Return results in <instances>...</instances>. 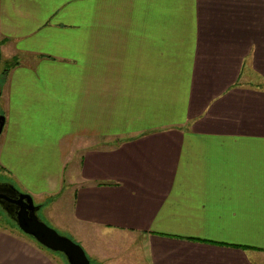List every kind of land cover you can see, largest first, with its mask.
<instances>
[{"label": "crops", "instance_id": "obj_1", "mask_svg": "<svg viewBox=\"0 0 264 264\" xmlns=\"http://www.w3.org/2000/svg\"><path fill=\"white\" fill-rule=\"evenodd\" d=\"M0 54V170L88 256L264 264V0H0Z\"/></svg>", "mask_w": 264, "mask_h": 264}, {"label": "water", "instance_id": "obj_2", "mask_svg": "<svg viewBox=\"0 0 264 264\" xmlns=\"http://www.w3.org/2000/svg\"><path fill=\"white\" fill-rule=\"evenodd\" d=\"M5 122V116L0 114V135ZM0 203L22 231L43 246L63 253L69 264H94L82 245L62 235L39 217L41 206L35 203L31 194L19 190L11 183L0 182Z\"/></svg>", "mask_w": 264, "mask_h": 264}, {"label": "rangeland", "instance_id": "obj_3", "mask_svg": "<svg viewBox=\"0 0 264 264\" xmlns=\"http://www.w3.org/2000/svg\"><path fill=\"white\" fill-rule=\"evenodd\" d=\"M6 70L7 69H6L5 59H2L0 62V73H1L0 77H3V74L5 73ZM0 81H1V78H0ZM1 110H2V108L0 107V112H1ZM2 181L8 182L9 180H7L5 175L0 170V182H2ZM15 187H17V186H15ZM34 200H35V198H34ZM36 201L37 200H35V203L38 204V202H36ZM44 205L45 204H43L41 206V209L38 212L39 217L45 223H47L51 227L55 228L62 235L68 236L69 238L73 239L74 241H76L77 243H79L80 245L83 246V244H81V242L78 240V238L75 237L72 233V230L74 231L75 228L73 226H70L69 223H66V224L62 223L63 221L68 220L70 218V216L68 214V209H66L65 207L60 206V205H58V206L51 205L49 207H45ZM0 230L12 232V233L17 234V235L23 237L24 239L28 240L29 242H31L32 244L36 245L38 248L43 250L45 253H47L51 257V259L54 261L55 264H69L67 257L63 253L56 252V251H53L47 247H44L37 240H35L33 237H31L30 235H28L24 231H22L20 229V227L15 223V221L11 218V216L8 214V212L3 208L1 203H0ZM84 249H85V247H84ZM116 257L121 258L122 257L121 252H119V254ZM89 258L91 259V261L94 264H110L109 262H102V263L97 262L91 256ZM112 263L115 264L116 260L114 259V261H112Z\"/></svg>", "mask_w": 264, "mask_h": 264}, {"label": "trees", "instance_id": "obj_4", "mask_svg": "<svg viewBox=\"0 0 264 264\" xmlns=\"http://www.w3.org/2000/svg\"><path fill=\"white\" fill-rule=\"evenodd\" d=\"M45 247V246H44ZM61 253V252H60Z\"/></svg>", "mask_w": 264, "mask_h": 264}]
</instances>
